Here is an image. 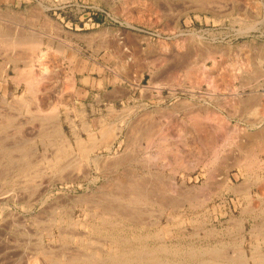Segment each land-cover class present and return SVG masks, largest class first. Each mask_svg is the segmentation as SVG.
Returning <instances> with one entry per match:
<instances>
[{
	"label": "rangeland",
	"instance_id": "obj_1",
	"mask_svg": "<svg viewBox=\"0 0 264 264\" xmlns=\"http://www.w3.org/2000/svg\"><path fill=\"white\" fill-rule=\"evenodd\" d=\"M116 27L117 31L132 37L129 45L122 48L123 82L140 84L149 93L138 96L137 103L111 107L95 116L91 110L85 111L76 103L73 59L79 53L89 58L93 51V35ZM18 35L28 39L23 79H15L17 71L8 74L3 61L5 52L19 45L16 44ZM31 37L42 41L40 48L29 44L34 40L30 41ZM71 37L82 40V44H77ZM181 42L183 46L186 43V49ZM180 45L184 50L181 51ZM209 51L217 52L216 74L210 73L214 59L206 60ZM261 51L264 53V0H0V264L70 263L73 261H68L67 257L78 253L72 257L79 259L81 251L85 258L95 259L96 256V261L101 260L103 264H210L213 261L244 264L241 253L253 246L264 249V188L257 190L254 187L253 195H232L226 184L229 176L233 178L234 174L236 177V173L242 171L250 174L251 179H264V151L260 152L261 160L253 157L250 162H239L241 169L229 166L225 159L230 153L232 160L233 154L236 156L240 152L236 150V142L240 144L247 125L258 122L262 116L253 111L252 105L249 107L252 102L248 100L249 88L255 85L252 78L264 67V59H255V63L248 55ZM235 67L240 68L246 81L251 79L250 83L239 85L238 79H234ZM188 72H195L202 83L193 85L191 79L195 75ZM251 73L254 77L251 75L250 78ZM6 78L19 80L22 85L10 84L8 88V82L2 81ZM217 84H220L219 88H216ZM152 88L158 90L156 95L149 91ZM231 88H236L238 94L232 96ZM213 92L218 99L210 96ZM146 97H152L151 101H146ZM184 100L196 105L194 114L195 111L200 113L195 116L189 110L192 109L188 107L190 103L185 104ZM208 102L209 110L201 112L199 109L205 108ZM184 111H190L188 114L194 119ZM203 112L207 113L204 115ZM197 116H202L206 126L211 127L214 136L208 142L209 147L199 141L193 128ZM56 119L62 133L71 141L72 150L68 156L65 154L67 157L63 155L51 165L50 159L55 157L52 153L56 148V136L51 131L55 130ZM224 119L229 127L230 123H239L245 132L229 130ZM105 127H112L117 138L112 143L110 140L106 145L100 144L92 152L81 153L76 145L77 138L89 141V134H92L101 139L100 132ZM147 130L154 131L148 133ZM212 130L216 131L213 133ZM163 132L168 135L166 138ZM149 137L152 144L148 143ZM160 138L165 139L166 144L159 141ZM155 139L161 145H157ZM230 142L235 147L233 154L231 150L227 151L232 147ZM160 147L165 153H172L177 148L181 159L175 157L176 151L173 155L165 154ZM126 148L133 150L134 156L131 152V158L129 156L122 164V152ZM163 154L168 157L167 162L172 159L171 165L159 157ZM46 155L49 159H41ZM178 161L183 166L178 165ZM131 166L144 168L149 173L144 180L150 195H128L129 187L135 184V176L129 173L128 177L122 176L126 188L120 187L117 175L124 167ZM162 175L165 182L168 180L167 185L161 180ZM243 178L244 175L237 176L233 178L234 183L229 181V185H237ZM150 179H156L158 188ZM170 180L176 183L177 189ZM160 184L162 190H158ZM120 189L125 195L118 193ZM222 255L230 258L227 260ZM78 259L76 261H81Z\"/></svg>",
	"mask_w": 264,
	"mask_h": 264
},
{
	"label": "bare ground",
	"instance_id": "obj_2",
	"mask_svg": "<svg viewBox=\"0 0 264 264\" xmlns=\"http://www.w3.org/2000/svg\"><path fill=\"white\" fill-rule=\"evenodd\" d=\"M205 6V5H204ZM231 6V5H230ZM221 11V10H220ZM219 11V12H220ZM48 20V19H47ZM262 21V20H261ZM260 21V22H261ZM256 23V22H255ZM254 26V25H253ZM56 27V26H55ZM251 28V27H250ZM60 29V28H59ZM17 32V31H16ZM20 33V32H19ZM32 33H35V32H32ZM7 34V33H6ZM21 34V33H20ZM23 34H25V33H23ZM38 35V34H37ZM9 36V35H8ZM20 35H18V37L16 38L17 39V41H16V44H18L17 42H19L20 44H22L23 46H25L26 45V40L28 41V39H26L25 37H24V35H23V37L22 38H20L19 37ZM32 38V37H31ZM34 39V40H33ZM10 40V39H9ZM31 40H33L32 41V43H29L30 45H35V47H39L40 48V46L42 45V41L40 40V39H38L37 38V40L35 39V37L34 38H32V39H30V41ZM4 41V40H3ZM10 43V42H9ZM178 43V42H177ZM177 43H176V45H177ZM182 43V42H181ZM181 43H179V44H181ZM183 44L184 43H182L181 45L183 46ZM175 45V46H176ZM179 46L180 47V49H181V47L182 46ZM185 45H186V43H185ZM185 45L183 46V48H185ZM21 46V45H20ZM160 46V45H159ZM174 46V48H176ZM178 46V45H177ZM101 47V46H100ZM168 47H170V46H168ZM8 48V47H7ZM164 48V47H163ZM166 48V47H165ZM172 48V47H171ZM181 49V51L182 50H184V49ZM207 48V47H206ZM157 49V48H156ZM162 49V48H161ZM170 49V48H169ZM178 49V48H177ZM186 49V48H185ZM157 50H159V48L157 49ZM227 50V49H226ZM166 51V50H165ZM169 51V50H168ZM180 51V50H179ZM219 51V50H218ZM160 52H161V50H160ZM262 52V51H261ZM258 53V54H250V55H248V58H249V60L250 59H253V62H255V59H258V60H260V59H264V53L262 52V53ZM220 53H222L223 54V51L222 52H220ZM184 54V52L182 53V55ZM207 54V58H206V60L208 59V58H212V59H214V67L212 68V71H210V73L211 74H213V73H215V68H216V54H217V52H215V51H213V52H210L209 51V53L207 52L206 53ZM205 54V55H206ZM219 54V53H218ZM228 54V53H227ZM22 55V54H21ZM186 55V54H185ZM19 57V56H18ZM206 57V56H205ZM219 57L221 58V56L219 55ZM17 58V57H16ZM180 58V57H179ZM184 58V57H183ZM222 58H224V57H222ZM181 59V58H180ZM238 59V58H237ZM16 60V59H15ZM170 60V59H169ZM231 60V59H230ZM240 59H238V61H239ZM245 60V59H244ZM257 60V61H258ZM204 61H205V59H204ZM203 61V62H204ZM212 61V60H211ZM218 61V60H217ZM237 61V60H236ZM252 61V60H251ZM262 61H264V60H262ZM18 62V61H17ZM31 62V61H30ZM30 62H28L29 63V65L31 64ZM180 62V61H179ZM241 62V61H240ZM240 62H238V63H240ZM242 62H244L243 60H242ZM241 62V63H242ZM246 62V61H245ZM244 62V63H245ZM252 62V63H253ZM259 62V61H258ZM228 63V62H227ZM232 62H229V64H231ZM243 63V64H244ZM251 63V64H252ZM256 63V62H255ZM254 63V64H255ZM178 64V63H177ZM234 64H236V63H234ZM247 64V63H246ZM253 64V65H254ZM176 65V64H175ZM175 65H173V66H175ZM259 65H261V64H259ZM201 66H203L202 64H201ZM222 66V65H221ZM220 66V67H221ZM230 66H232V64L230 65ZM235 66V65H234ZM240 66H241V64H240ZM248 66V65H247ZM242 67V66H241ZM257 67H259L258 65H257ZM256 67V68H257ZM195 68V67H194ZM193 68V69H194ZM234 68V67H233ZM260 68V67H259ZM1 69V68H0ZM15 71H17V75L16 76H14L15 77V79H18V78H20V79H23V73H24V70L21 68V69H19L18 67L16 68L15 67ZM175 69V68H174ZM192 69V70H193ZM205 69V68H204ZM211 69V68H210ZM244 69V68H243ZM263 69H264V67L262 68V70L260 69V71L257 73V74H255L256 76L254 77L253 76V73H251L250 74V78H251V75L254 77V78H252V80L254 79V81H255V85L254 86H252L251 88H249V89H251V94L249 95L248 94V96H249V98L250 99H248L249 101H251L252 102V104H249V107L251 106L254 110V112L256 111V112H259L262 116H259V118L257 119L258 120V122H256V123H249L248 125H247V127H248V129H247V131H249L246 135L247 136H245V133L247 132H245L244 131V129L240 126V124L239 123H230V127H229V124H228V122H227V120H225L226 122H227V125L225 126V127H227V128H229V130H233V131H237V133L238 132H241L242 133V131H243V135H244V138H243V141L242 142H240V144L239 143H237L236 142V144H237V146H238V149L236 148V150H239L240 152H237L236 153V156L233 154L234 152L233 151H235L234 149H235V147H233L234 146V144L232 145L231 144V142H230V144L232 145V147H229L228 148V146L226 147V148H228V150L227 151H229L230 152V150L232 151V154H233V156H232V160H231V157H230V153L225 157V159H226V161H227V163H229V166L231 165L232 167H234V166H237V167H239L238 165H239V162H242V160H248L249 162H250V160L252 159H254V158H256V159H258V157H259V159L261 160V157L259 156L260 155V152H261V154H262V152L264 151V87H263V84H264V71H263ZM226 70V69H225ZM232 69H230V71H231ZM258 70V69H257ZM3 71V70H2ZM199 71V70H198ZM140 72V71H139ZM205 72H206V70H205ZM241 71H240V68L239 67H235V70H234V79H238V83H239V85L241 86V85H244L245 83L247 84V82L248 83H250V81H251V79H250V81H248V79H247V81H246V78H243L242 77V75H241V73H240ZM244 72V71H243ZM246 72V71H245ZM188 73H193V72H188ZM195 73V72H194ZM193 73V74H194ZM201 73V72H200ZM207 73V72H206ZM217 73V72H216ZM215 73V74H216ZM231 73H233L232 71H231ZM246 73H248L249 74V72H246ZM214 74V75H215ZM188 75V74H187ZM195 75V77H192V81L193 82H191V81H189V82H191L192 84L193 83H196V84H200V82L202 81V79H201V81H200V79H198L197 77V75L196 74H194ZM193 75V76H194ZM198 75H200L199 77H201V74H198ZM208 75H209V73H208ZM208 75H207V77H208ZM228 75V74H227ZM142 76V75H141ZM189 76V79H190V74L188 75ZM188 76H186V77H188ZM192 76V75H191ZM204 76V75H203ZM217 76H219L218 74H217ZM231 76V75H230ZM230 76H227V77H230ZM249 76V75H248ZM211 77H212V75H211ZM211 77H210V79H211ZM29 78H30V75H29ZM207 79V78H206ZM220 79H221V76H220ZM245 79V80H244ZM204 80V79H203ZM212 80V79H211ZM211 80H210V84H211ZM240 80V81H239ZM220 81V80H219ZM202 83V82H201ZM224 83V82H223ZM227 83H228V81H227ZM226 83V84H227ZM230 83H231V81H230ZM192 84H190V85H192ZM195 84V85H196ZM208 84H209V82H208ZM209 84V85H210ZM225 84V85H226ZM194 85V84H193ZM219 85L220 84H217L216 85V88H219ZM211 86V85H210ZM228 85H226V87H227ZM231 86V85H230ZM246 86V85H245ZM232 87V86H231ZM210 88V87H209ZM228 88H230L229 86H228ZM247 88V89H248ZM224 89V88H223ZM221 94V93H220ZM238 93H237V89L236 88H231V95L232 96H235V95H237ZM217 94L215 93V92H213V93H211L210 94V96L212 97V98H217V96H216ZM221 98V97H220ZM231 98V97H230ZM245 98V97H244ZM218 99V98H217ZM214 100V99H213ZM237 100V99H236ZM239 100V99H238ZM185 101V100H184ZM218 101V100H217ZM216 102V101H215ZM241 102H244V101H242V99H241ZM245 102H246V100H245ZM250 102V103H251ZM183 103V102H182ZM186 103H190V104H188V105H186V107L188 106V107H190V108H192V109H189V110H192V112H193V108L195 109V107H196V105L195 104H191L192 103V101L190 102H186L185 101V104ZM248 103V102H247ZM181 104V103H180ZM220 105H221V103H219ZM224 104H226V103H224ZM224 104H222V105H224ZM183 105V104H182ZM206 105V104H205ZM221 105V106H222ZM227 105V104H226ZM219 106V105H218ZM180 107V106H179ZM183 107H184V105H183ZM187 107V108H188ZM220 107V106H219ZM225 107V106H224ZM227 107V106H226ZM249 107H245V108H247V109H249ZM181 108V107H180ZM185 108V107H184ZM209 102L207 103V106H205V108H203V109H199L201 112H202V110H204L205 109V111H208L209 109ZM223 108V107H222ZM224 109V108H223ZM239 109V108H238ZM196 110H197V108H196ZM236 110V109H235ZM246 110V109H245ZM237 111V110H236ZM249 111V110H248ZM184 112H186V114H188V113H190V111H188V113H187V111H184ZM183 112V113H184ZM198 111H195V114H194V112H193V114L196 116V114L198 115L199 113H197ZM212 113H213V111H211ZM249 112H251V110L249 111ZM206 114L207 112H203V114ZM185 114V113H184ZM204 114V115H205ZM251 114H252V112H251ZM255 114H257V113H255ZM190 114H188L187 116H189ZM203 115V116H204ZM191 116V118H193L192 117V114L190 115ZM189 116V117H190ZM194 116V117H195ZM215 116V115H214ZM255 116H257V115H255ZM206 117V116H205ZM205 117H204V119H205ZM210 117V116H209ZM212 117V116H211ZM222 117V116H221ZM200 118H201V120H200ZM3 119V118H2ZM6 119H9V117L8 118H6ZM194 119V118H193ZM218 119H221V118H218ZM4 120V119H3ZM203 120V118H202V116L200 117L199 116V118H198V116H197V120H196V122H195V120H194V123H193V128H194V130L197 132V134L199 135H197L199 138H200V140L199 141H202V142H204V145L206 146V144L205 143H207V146L209 147V145H208V142L210 141V138H212V136H214V135H211V131H210V128L211 127H207L206 126V120L204 121H202ZM7 121V120H6ZM193 121V120H192ZM221 121H223V120H221ZM56 122H57V119H56ZM208 122V121H207ZM1 123H4L3 121L1 122ZM169 123V122H168ZM214 123V122H213ZM56 125H54L55 127H53V128H55V130H52L51 132H53L52 134H55V136H56V140H55V138H54V141L56 142V148L54 149V153H52V154H54L55 155V157L53 158V159H50V161H51V165L53 164L54 165V163H56L57 161L56 160H59V159H61V157L63 156V155H67L68 154V152L70 151V150H72V148H71V146H72V144H71V141L69 140V138H68V136H66V135H64L63 133H62V131L60 130V127H59V123L57 122V123H55ZM219 124V123H218ZM226 124V123H225ZM187 125V124H186ZM192 125V124H191ZM208 125V124H207ZM220 125V124H219ZM222 125V124H221ZM156 126V125H155ZM158 126V125H157ZM161 126V125H160ZM167 126V125H166ZM209 126V125H208ZM211 126V125H210ZM213 126V125H212ZM163 127V126H162ZM169 127V126H168ZM168 127H166V128H168ZM222 127H223V125H222ZM244 127V126H243ZM165 128V127H164ZM165 128V129H166ZM215 128H216V126H215ZM220 129H221V127H219ZM150 129V128H149ZM157 129V128H156ZM225 129V128H224ZM132 130V129H131ZM141 130H143V128H141ZM140 130V131H141ZM151 130H152V128H151ZM136 131V130H135ZM139 131V132H140ZM154 131V130H153ZM153 131H150V132H148V130H147V132L148 133H151V132H153ZM159 131V130H158ZM158 131L156 132V133H158ZM161 131V130H160ZM159 131V132H160ZM163 131V130H162ZM216 131V130H215ZM215 131H213L212 130V132L214 133ZM51 132H49L50 134H51ZM147 132L145 131V133H146V135H147ZM168 132V131H167ZM217 132H220L219 130H217ZM48 133V134H49ZM101 139H98L97 137H96V135H92V134H89V135H91L90 137H89V141H87V140H83V139H81V138H77V147H78V149H79V151L81 152V153H83V152H85V153H87V152H89V151H93L94 150V148H97L100 144H107V142H109L110 140H111V143H112V141H114L116 138H117V135H115V132H114V130H113V128L112 127H105V128H103V130H101ZM155 133V132H154ZM155 133V135L157 136V134ZM164 133V138H166L167 136L165 135V132H163ZM189 133V132H188ZM224 133V132H223ZM237 133H235V134H237ZM42 134V133H41ZM160 134V133H159ZM158 134V135H159ZM179 134V133H178ZM195 134V133H194ZM217 134V133H216ZM232 134V133H231ZM234 134V135H235ZM161 135H162V133H161ZM183 135V134H182ZM190 135V134H189ZM211 135V136H210ZM226 135V134H225ZM45 136H46V134H45ZM110 136H112L111 137V139H110ZM148 136H149V134H148ZM148 136H146V137H148ZM150 136L152 137V136H154V135H152V134H150ZM160 136V135H159ZM166 136V137H165ZM174 136V135H173ZM175 136H176V134H175ZM238 136H239V134H238ZM240 136H241V134H240ZM144 137V136H143ZM151 137H149V141L150 142H148V139H145V140H147V142L148 143H150V144H152L151 143V140H152V138ZM170 137V136H169ZM220 137V136H219ZM237 137V136H236ZM243 137V136H242ZM49 139H51L50 137H48ZM100 138V137H99ZM145 138V137H144ZM150 138H151V140H150ZM155 138V137H154ZM184 138V137H183ZM216 138V137H215ZM238 138H241V137H238ZM136 139V138H135ZM134 139V140H135ZM216 139H218V138H216ZM223 139V138H222ZM242 139V138H241ZM52 140H53V138H52ZM144 140V139H143ZM157 139H155V141H156ZM214 137H213V139H212V142L214 143ZM224 140V139H223ZM159 141H165V139H161L160 138V140ZM159 141L157 140V142L159 143ZM173 141V140H172ZM197 141V140H196ZM216 141H218V140H216ZM227 141V140H226ZM234 141V140H233ZM153 142V141H152ZM166 142L167 141H165V143L164 144H166ZM169 143H171L170 141H168ZM202 142L200 143V144H202ZM211 142V143H212ZM228 142V141H227ZM132 143H133V140H132ZM146 143V142H145ZM157 143V145H161L160 143L158 144ZM175 143V142H174ZM173 142H172V144H174ZM182 143V142H181ZM217 143V142H216ZM215 143V144H216ZM242 143V144H241ZM109 144V143H108ZM131 144V143H130ZM149 144V145H150ZM155 144V143H154ZM168 144V143H167ZM148 145V146H149ZM163 145V144H162ZM169 145V144H168ZM168 145H167V147H168ZM212 145V144H211ZM211 145H210V148H211ZM52 146V145H51ZM127 146H129V145H127ZM147 146V145H146ZM165 146V145H164ZM170 146V145H169ZM183 146V145H182ZM185 146V145H184ZM129 147H131V146H129ZM166 146H165V148H167ZM174 147V146H173ZM179 147V144H178V146H177V148ZM181 147V146H180ZM214 148H215V146H213ZM219 147H221V146H219ZM239 147L240 148H242V149H239ZM52 148H53V146H52ZM148 147H146V149H147ZM158 147L156 146V149H157ZM161 148V147H160ZM163 148V147H162ZM162 148L160 149V151L162 152H164L165 153V149L163 148V150H162ZM169 148V147H168ZM175 149V151H176V155H177V150L178 149ZM184 148V147H183ZM197 148V147H196ZM205 148V147H204ZM207 148V147H206ZM218 148V147H217ZM149 149V148H148ZM152 149V148H151ZM171 150H174V148L172 149V148H170ZM213 149V148H212ZM170 150V151H171ZM180 150V149H179ZM183 150V153H184V149H182ZM186 150V149H185ZM199 150V149H198ZM218 150H219V148H218ZM225 150V149H224ZM225 150V151H226ZM241 150H242V152H241ZM159 151V150H158ZM175 151H173V152H175ZM221 151V150H220ZM132 152V155L131 156H134L133 155V150L132 151H129V149L128 148H126V150H125V152H122L121 154L123 155L122 156V158H121V160H122V164L125 162V161H127V158L130 156V153ZM151 152V151H150ZM167 152L168 151H166V153L165 154H167ZM172 152V153H173ZM182 152V151H181ZM216 152V151H215ZM222 152V151H221ZM157 153V152H156ZM169 153V152H168ZM172 153H169V154H172ZM190 152H188V154H189ZM204 153V152H203ZM209 153V152H208ZM220 153V152H219ZM228 153V152H227ZM89 154V153H88ZM121 154H119L120 156H121ZM145 154H148V153H145ZM173 154H175V153H173ZM172 154V155H173ZM201 154H202V152H201ZM222 154H223V152H222ZM226 154V153H225ZM65 155V156H66ZM86 155V154H85ZM118 155V156H119ZM150 155V154H149ZM149 155H147V156H149ZM158 155H161V154H159L158 153ZM172 155H169V156H172ZM179 155V154H178ZM178 155L177 156H175L176 158L178 157ZM196 155V154H195ZM214 155V154H213ZM64 156V157H65ZM68 156V155H67ZM66 156V157H67ZM131 156H130V158H131ZM152 158H153V156H152V154L150 155ZM174 156H173V158H174ZM180 156V155H179ZM198 156V155H197ZM25 157V156H24ZM85 157V156H84ZM90 157V156H89ZM88 157V158H89ZM156 157H157V155L155 154V159H156ZM160 158H162L163 160H165L166 161V158H167V161L169 160L168 159V157H166L164 154L162 155V156H159ZM158 157V158H159ZM187 157V156H186ZM192 157V156H191ZM201 157H203V156H201ZM201 157L199 158V159H201ZM254 157V158H253ZM26 158V157H25ZM91 158V157H90ZM129 158V159H130ZM144 158V157H143ZM148 158V157H147ZM152 158L150 159V160H152ZM159 158V159H160ZM170 158V157H169ZM172 158V157H171ZM176 158H175V160L174 161H177L176 160ZM180 157H178L177 159H179ZM188 158V157H187ZM197 158V159H198ZM41 159H43V160H47V159H49L48 157H47V155L46 156H44V157H42ZM64 159V158H63ZM87 159V158H86ZM154 159V160H155ZM158 159V160H159ZM181 159V158H180ZM192 158H190V160H191ZM198 159V160H199ZM209 159V158H208ZM207 159V160H208ZM256 159H255V161H256ZM56 161V162H54L53 163V161ZM136 160V159H135ZM172 160V159H171ZM170 160V163L172 162ZM186 160V159H185ZM197 160V161H198ZM88 161V160H87ZM134 161V160H133ZM166 161V163H169V162H167ZM173 161V162H174ZM182 161H183V159H182ZM181 161V162H182ZM222 161V160H221ZM59 162V161H58ZM132 162V161H131ZM143 162V161H142ZM149 162V161H148ZM199 162V161H198ZM230 162L232 163V164H230ZM169 163V165H171ZM186 163V162H185ZM222 163V162H221ZM224 163V162H223ZM237 163V164H236ZM256 163V162H255ZM254 163V164H255ZM63 164V163H62ZM121 164V163H120ZM119 164V165H120ZM163 164V163H162ZM181 163L178 161V165H180ZM187 164V163H186ZM211 164V163H210ZM56 165V164H55ZM168 164H167V166H169ZM175 165H176V163H175ZM189 165V164H188ZM249 165V164H248ZM163 166V165H162ZM166 166V165H165ZM174 166V165H173ZM180 166H183V164L182 165H180ZM191 166V165H190ZM189 166V167H190ZM194 166V165H193ZM193 166H191V167H193ZM226 166V165H225ZM257 166V165H256ZM80 167V166H79ZM100 167V166H99ZM227 167V166H226ZM66 168V167H65ZM147 168V167H146ZM174 168H175V166H174ZM183 168H185V167H183ZM228 168V167H227ZM247 168V167H246ZM186 169V168H185ZM190 169V168H189ZM230 169V168H229ZM237 169V168H236ZM239 169H241L240 167H239ZM124 171L122 172V173H120V174H118L117 175V181L119 182V183H121V185H120V187L121 188H123V186H124V188H126L125 187V185L122 183V181L124 180V177H122L123 175H125V176H127V175H129V174H131V175H134L135 176V184L134 185H131V187H129L130 188V193H128V195H137V196H142L143 197V195H150V192H148L149 190V187H147V185H146V181L144 180L146 177V175H148L149 173H147L146 171H145V169L144 168H139V167H132L131 166V168L129 167V168H125L124 167V169H123ZM66 171V170H65ZM121 171V170H120ZM149 172V171H148ZM212 172V171H211ZM253 172V171H252ZM129 173V174H128ZM151 173V175H153L152 174V171L150 172ZM237 175H236V177L237 176H240V177H242V175H244V177L245 178H243V180L242 181H240V182H238V184L237 185H229V181H231L232 183H234L233 182V178H231L230 176L227 178V180H226V184H227V186H228V188H230L231 189V193H233L232 195H253V188L254 187H256V189L257 190H263V188H264V179L263 178H250L248 175H250V174H248V173H246V172H243L242 171V173H236ZM242 174V175H241ZM253 174V173H252ZM214 174H211V176H213ZM258 175V174H257ZM155 176V175H154ZM153 176V177H154ZM158 176V175H157ZM208 176V175H207ZM251 176V175H250ZM128 177V176H127ZM148 177V176H147ZM150 178H152L151 176H149ZM164 175H162V178H161V180L163 181V183H166L168 180H166V182L164 181ZM216 177V176H215ZM154 178H156V176L154 177ZM158 178V177H157ZM159 178H160V176H159ZM158 178V179H159ZM217 178V177H216ZM230 178V179H229ZM247 178V179H246ZM157 179V180H158ZM113 180H115V179H113ZM150 180H154V179H150ZM217 180H219V179H217ZM126 181V180H125ZM156 183H157V181H156V179L154 180ZM162 181H160V182H162ZM108 182H109V180H108ZM170 183H171V185L172 186H174L175 187V189H177V185H176V183L173 181V180H170L169 181ZM169 182H168V184H169ZM224 182V181H223ZM150 183H153L154 184V182H150ZM240 183V184H239ZM103 184V183H102ZM125 184H127V183H125ZM111 185V184H110ZM149 185V184H148ZM158 183H157V188H158ZM163 185H165V184H163ZM166 185H167V183H166ZM171 185L169 186L168 185V187L169 188H171V191H172V187H171ZM216 185V184H215ZM219 185H221L220 183H219ZM155 187H156V185H154ZM177 186V187H176ZM206 186V185H205ZM218 186V185H217ZM101 186H99V188H100ZM102 187H103V185H102ZM101 187V188H102ZM119 187V188H120ZM161 187V188H160ZM160 187H159V189L158 190H162L163 188V186H162V184H160ZM167 187V186H166ZM221 187V186H220ZM219 187V188H220ZM105 188H107V187H105ZM115 188V187H114ZM114 188H112V189H114ZM148 188V189H147ZM153 188V187H152ZM168 188V189H169ZM182 188H184V187H182ZM210 188V187H209ZM111 189V190H112ZM151 189V188H150ZM167 189V188H166ZM175 189H174V191H175ZM208 189V188H207ZM165 190V189H164ZM163 190V191H164ZM170 190V189H169ZM180 190H181V188H180ZM212 190V189H211ZM223 190V189H222ZM228 190V189H227ZM121 191V192H120ZM120 191L118 190V193H120L121 195H125V193H123V191H122V189H120ZM166 191V190H165ZM207 191V190H206ZM210 191V190H209ZM215 191V190H214ZM213 191V192H214ZM148 192V193H147ZM161 192V191H160ZM177 193V192H176ZM181 193V192H180ZM230 193V192H229ZM100 194V193H99ZM102 194V193H101ZM127 194V193H126ZM162 194H163V192H162ZM175 194V193H174ZM210 194H211V192H210ZM96 195H98V194H96ZM108 195V194H107ZM119 195V194H118ZM154 195H156V194H154ZM160 195V194H159ZM164 195H165V192H164ZM203 195V194H202ZM103 196V195H102ZM153 196V195H152ZM151 196V197H152ZM163 196V195H162ZM104 197V196H103ZM103 197L101 198V199H103ZM134 197H136V196H134ZM156 197V196H155ZM131 198V197H130ZM140 198V197H139ZM144 198H145V196H144ZM159 198V197H158ZM162 198V197H161ZM100 199V200H101ZM135 199V198H134ZM137 199V198H136ZM131 200H133V199H131ZM146 200V199H145ZM165 200V199H164ZM129 201V200H128ZM134 201H136V200H134ZM138 201V200H137ZM140 201V200H139ZM154 201V200H153ZM125 202V201H124ZM128 204H129V202H127ZM113 204V203H112ZM125 204V203H124ZM106 205V204H105ZM110 205V204H109ZM101 206V205H100ZM107 206H108V204H107ZM114 206V205H113ZM119 206V205H118ZM135 206V205H134ZM118 208V207H117ZM125 210H126V208H125ZM124 210V211H125ZM113 212V211H112ZM134 212V211H133ZM124 213V212H123ZM129 213H131L130 211H129ZM103 214V213H102ZM104 215V214H103ZM138 216H139V213H138ZM141 216V215H140ZM136 217V216H135ZM119 218V217H118ZM144 218V217H143ZM68 219V218H67ZM106 219V218H105ZM123 219H125V218H123ZM131 219V218H130ZM70 220V219H69ZM102 220V219H101ZM107 220V219H106ZM112 220V219H111ZM116 220V219H115ZM128 220V219H127ZM176 220V219H175ZM71 221V220H70ZM100 221V220H99ZM122 221V220H121ZM67 222V221H66ZM69 222V221H68ZM72 222V221H71ZM103 221H101V223H102ZM111 222V221H110ZM109 222V223H110ZM117 221H115V222H111V223H116ZM123 222V221H122ZM146 222V221H145ZM75 223V222H74ZM107 223V222H106ZM105 223V224H106ZM121 223V222H120ZM76 224V223H75ZM89 224H91V223H89ZM94 224V223H93ZM117 224H118V222H117ZM125 224V223H124ZM127 224V223H126ZM170 224H172V223H170ZM175 224H177V222H175ZM70 225V224H69ZM72 225V224H71ZM94 225H96V224H94ZM98 225H100V224H98ZM107 225V224H106ZM120 225V224H119ZM116 226V225H115ZM118 226V225H117ZM172 226H173V224H172ZM97 227V226H96ZM125 227H127V226H125ZM98 228V227H97ZM101 229L100 230H102V227H100ZM103 228H105V227H103ZM110 228V227H109ZM122 228V227H121ZM259 227H257V229H258ZM113 229V228H112ZM127 229V228H126ZM166 229V228H165ZM260 229V228H259ZM142 230V229H141ZM264 230V229H263ZM114 231V230H113ZM122 231V230H121ZM139 231V230H138ZM102 232V231H101ZM131 232V231H130ZM139 232H141V231H139ZM143 232V231H142ZM141 232V233H142ZM150 232V231H149ZM261 232V231H260ZM259 232V233H260ZM123 233V232H122ZM134 233V232H133ZM262 233V232H261ZM72 234V233H71ZM116 234V233H115ZM149 234V233H148ZM153 233H151V235H152ZM155 234H157V233H155ZM61 235V234H60ZM112 235V234H111ZM253 235H254V233H253ZM258 235V234H257ZM262 235V234H261ZM263 235H264V231H263ZM63 236V235H62ZM72 236V235H71ZM109 236V235H108ZM113 236V235H112ZM146 236V235H145ZM148 236V235H147ZM67 237V236H66ZM70 237V236H69ZM115 237V236H114ZM122 237V236H121ZM142 237V236H141ZM151 237V236H150ZM123 238V237H122ZM121 238V239H122ZM125 238V237H124ZM139 238V237H138ZM244 238V237H243ZM120 239V238H119ZM129 239V238H128ZM146 239V238H145ZM126 240V239H125ZM133 240H135V239H133ZM113 241V240H112ZM121 241V240H120ZM123 241V240H122ZM121 241V242H122ZM147 241V240H146ZM258 241V240H257ZM125 242V241H124ZM136 242V241H135ZM149 242V241H148ZM260 242H261V240H260ZM111 243V242H110ZM117 243V242H116ZM130 243V242H129ZM129 243L128 244H126V245H128L129 246ZM165 244V243H164ZM122 245H123V242H122ZM142 245H144V244H142ZM161 245H162V243H161ZM254 245V244H253ZM131 246H132V244H131ZM134 246V245H133ZM136 246V245H135ZM139 246V245H138ZM137 246V247H138ZM64 248H65V246H63ZM169 247V246H168ZM48 248H49V246H48ZM52 248V247H51ZM113 248H114V246H113ZM140 248V247H139ZM145 248V247H144ZM162 248V247H161ZM254 248H255V250H254ZM109 249H111V248H109ZM108 249V250H109ZM125 249V248H124ZM126 249H129V248H126ZM146 249V248H145ZM163 249H165V248H163ZM48 250H50V249H48ZM53 250H55L56 251V249L55 248H53ZM101 250V249H100ZM135 250H136V248H135ZM135 250H133V251H135ZM138 250V249H137ZM142 250V249H141ZM148 250H150V249H148ZM159 250V249H158ZM161 250V249H160ZM190 250V249H189ZM208 250V249H207ZM61 251H63V250H61ZM68 251H69V249H68ZM68 251H65L66 252V254H69V252ZM72 251V250H71ZM70 251V252H71ZM104 250L102 249L101 250V252H103ZM113 251V250H112ZM197 251V250H196ZM212 251V250H211ZM244 250H240V252H243ZM45 252V251H44ZM43 252V253H44ZM72 252H74V250L72 251ZM72 252L70 253V254H72ZM76 252V251H75ZM95 252V251H94ZM138 252H139V250H138ZM152 252V251H151ZM157 252V251H156ZM158 252H160V251H158ZM188 252V251H187ZM46 253H48L47 251H46ZM51 254H55L54 252L52 253V252H50ZM59 253V254H58ZM63 253V252H62ZM111 253V252H110ZM128 253V252H127ZM135 253V252H134ZM142 253V252H141ZM154 253H155V251H154ZM57 254H58V256L61 254L59 251L57 252ZM65 254V255H66ZM73 254H75L76 256H77V254L76 253H73ZM73 254L72 255H69L67 258H69V260L68 261H70V259H71V261H73V262H70V263H66V262H64V263H57V262H55V264H103V263H101V260L100 261H96L97 259H96V256H95V259L93 258V257H91L92 259H90V258H85L83 255H82V251L79 253V254H81L82 255V257H81V255H80V257H79V259H78V257H76V258H74V257H72L73 256ZM139 254V253H138ZM144 254V253H143ZM142 254V255H143ZM147 254V253H146ZM159 254V253H158ZM204 254H207V251H206V253H204ZM242 254V257H243V263L244 264H264V249L261 247V246H253V248L251 247V249H249V250H247V251H244L243 253H241ZM89 255H91V254H89ZM104 255V254H103ZM123 255V254H122ZM126 255V254H125ZM137 255V254H136ZM141 255V254H140ZM149 255H150V253H149ZM191 255H193V254H191ZM213 255V254H212ZM216 255V254H215ZM55 256V255H54ZM63 256H64V253H63ZM67 256V255H66ZM94 256V255H93ZM145 256V255H144ZM190 256V255H189ZM200 256V255H199ZM202 256V255H201ZM222 256H224V255H222ZM221 256V257H222ZM239 256V255H238ZM90 257V256H89ZM105 257V256H104ZM118 257H120V256H118ZM123 257V256H122ZM196 257V256H195ZM225 257V256H224ZM229 257V256H228ZM227 257V258H228ZM242 257H240V258H238V261H239V259L241 260V258ZM61 258H62V256H61ZM75 260H74V259ZM126 258V257H125ZM144 258V257H143ZM197 258V257H196ZM219 258V257H218ZM226 257H225V259H227ZM230 258V257H229ZM64 259H66V258H64ZM76 259H78V260H81V261H76ZM94 259V260H93ZM103 259H105V258H103ZM124 259V258H123ZM131 259V258H130ZM156 259V258H155ZM155 259H151V260H155ZM207 259V258H206ZM205 259V260H206ZM54 260V259H53ZM109 260V259H108ZM129 260V259H128ZM133 260V259H132ZM137 260V259H136ZM135 260V261H136ZM143 260V259H142ZM148 260V259H147ZM146 260V261H147ZM150 260V259H149ZM207 260H209V259H207ZM222 260H224V259H222ZM228 260V259H227ZM236 260V259H235ZM105 261V260H104ZM114 261H117V259H115ZM231 261V260H230ZM238 261H236V262H238ZM205 262V261H204ZM203 262V263H204ZM210 262V261H209ZM119 263V262H118ZM164 263H166V262H164ZM200 263V262H199ZM113 264H115V263H113ZM126 264V263H125ZM132 264V263H131ZM155 264H156V262H155ZM162 264V263H161ZM210 264H220L219 262H210ZM223 264V263H222ZM225 264V263H224Z\"/></svg>",
	"mask_w": 264,
	"mask_h": 264
},
{
	"label": "crops",
	"instance_id": "obj_3",
	"mask_svg": "<svg viewBox=\"0 0 264 264\" xmlns=\"http://www.w3.org/2000/svg\"><path fill=\"white\" fill-rule=\"evenodd\" d=\"M71 38L75 39L79 45L83 42L80 39ZM131 38L129 33L117 31V27L101 30L93 35L94 43L91 44L93 51L90 57L88 58L82 53L74 57V66L76 67L74 72L76 77L75 100L81 109L85 111L89 109L96 116L111 107L118 108L126 103H137L138 96L142 97V94L149 93L140 84L132 85L123 82L122 48L124 45H129ZM18 44L16 48L8 49L4 54L3 61L8 74L11 71L15 73V67L23 69L25 66V46H20L19 42ZM2 81L8 82V88L12 84L18 87L22 85L19 80L6 78ZM149 91L153 95L158 93L155 88ZM145 99L151 101L152 97ZM161 102L163 103L164 100ZM234 169L232 170L234 171ZM232 176L236 178L234 174Z\"/></svg>",
	"mask_w": 264,
	"mask_h": 264
}]
</instances>
